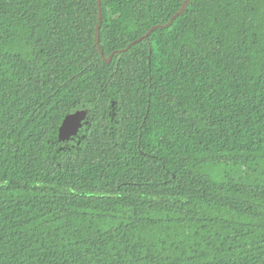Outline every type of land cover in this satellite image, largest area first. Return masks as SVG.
I'll use <instances>...</instances> for the list:
<instances>
[{
  "label": "trees",
  "instance_id": "obj_1",
  "mask_svg": "<svg viewBox=\"0 0 264 264\" xmlns=\"http://www.w3.org/2000/svg\"><path fill=\"white\" fill-rule=\"evenodd\" d=\"M184 3L0 0V264H264V0Z\"/></svg>",
  "mask_w": 264,
  "mask_h": 264
},
{
  "label": "water",
  "instance_id": "obj_2",
  "mask_svg": "<svg viewBox=\"0 0 264 264\" xmlns=\"http://www.w3.org/2000/svg\"><path fill=\"white\" fill-rule=\"evenodd\" d=\"M189 1L190 0H185L183 7L180 9V11L176 14L175 17H177L179 14L184 12V10L187 8V6L189 4ZM101 20H102V18L100 17V22L97 25V32H96L98 44H99V31H100ZM172 22H173V20L171 21V23ZM156 28L157 27H153L146 35H144L143 37H141L140 39H138L134 43H136L142 39H147ZM107 61H108V63H110L111 58H109ZM87 116H88V112L85 110L77 111L73 114L67 115L66 118L64 119L61 127H60V130H59L60 141H69L73 137L77 136L79 131L83 127L84 121L87 119Z\"/></svg>",
  "mask_w": 264,
  "mask_h": 264
}]
</instances>
